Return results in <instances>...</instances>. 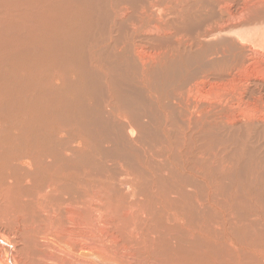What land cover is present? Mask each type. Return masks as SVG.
Here are the masks:
<instances>
[{
  "label": "bare ground",
  "instance_id": "obj_1",
  "mask_svg": "<svg viewBox=\"0 0 264 264\" xmlns=\"http://www.w3.org/2000/svg\"><path fill=\"white\" fill-rule=\"evenodd\" d=\"M0 264H264V0H0Z\"/></svg>",
  "mask_w": 264,
  "mask_h": 264
},
{
  "label": "rangeland",
  "instance_id": "obj_2",
  "mask_svg": "<svg viewBox=\"0 0 264 264\" xmlns=\"http://www.w3.org/2000/svg\"><path fill=\"white\" fill-rule=\"evenodd\" d=\"M90 103H91V100H90ZM60 138L63 140V139H65L66 140V138H69V136L67 135V134H65V133H61L60 134ZM75 145H79V146H82V144H80V143H74ZM52 144H50L49 146H51Z\"/></svg>",
  "mask_w": 264,
  "mask_h": 264
}]
</instances>
